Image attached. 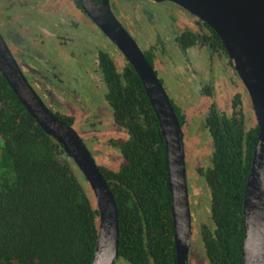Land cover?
Here are the masks:
<instances>
[{
    "label": "trees",
    "instance_id": "trees-1",
    "mask_svg": "<svg viewBox=\"0 0 264 264\" xmlns=\"http://www.w3.org/2000/svg\"><path fill=\"white\" fill-rule=\"evenodd\" d=\"M101 55L106 99L125 128L114 144L121 158H96L117 202L120 264H177L159 118L133 65L124 58L120 68L117 56ZM258 134L243 111L211 120L212 163L202 170L210 199L209 220L201 225L207 264L243 263L244 199ZM99 230L98 204L83 172L0 72V264H90Z\"/></svg>",
    "mask_w": 264,
    "mask_h": 264
},
{
    "label": "flooded vegetation",
    "instance_id": "flooded-vegetation-1",
    "mask_svg": "<svg viewBox=\"0 0 264 264\" xmlns=\"http://www.w3.org/2000/svg\"><path fill=\"white\" fill-rule=\"evenodd\" d=\"M62 1L67 10L55 16V13L45 11V7L53 6L55 0H0V32L28 81L56 115L79 132L95 158H119L111 152L117 151L114 144L121 140L125 128L116 121L107 102L106 82L100 70L101 52L113 53L115 49L110 44L114 43L86 12H82L83 8L77 7L75 0ZM130 1L134 3L132 17L128 20L131 26L125 21V10L122 20L127 28L120 21L122 25L136 39L162 83L167 80L179 95L185 88L195 96V102L191 104L187 96L182 97L184 106L171 99L178 108L176 111L184 133L194 222L196 215L202 213L203 202L205 207L210 206L202 170L212 163V118L217 113L231 116L243 111L248 127L250 122L257 123L256 114L226 47L223 49L217 43L206 22L169 0ZM110 4L117 8L118 4L113 0ZM76 10L80 11L79 16L73 14ZM13 20L20 24L16 25ZM88 25L94 29L91 34ZM20 27L39 36L36 45L22 35ZM65 47L70 48L68 55L63 53ZM117 51L126 58L119 48ZM222 81L228 85L230 93L220 86ZM241 98L242 104H237ZM198 139L200 145L195 142ZM99 145L108 148V152ZM190 165L200 181L201 199L194 197Z\"/></svg>",
    "mask_w": 264,
    "mask_h": 264
},
{
    "label": "water",
    "instance_id": "water-1",
    "mask_svg": "<svg viewBox=\"0 0 264 264\" xmlns=\"http://www.w3.org/2000/svg\"><path fill=\"white\" fill-rule=\"evenodd\" d=\"M79 1L136 69L159 118L169 160L177 264H190L193 217L184 133L176 108L138 42L113 12L110 0ZM169 1L182 6L218 33L251 97L259 134L245 191L242 264H264V0ZM0 72L28 112L74 159L93 189L100 213V230L90 264H116L120 257V226L110 185L79 132L57 116L28 81L1 32Z\"/></svg>",
    "mask_w": 264,
    "mask_h": 264
},
{
    "label": "rangeland",
    "instance_id": "rangeland-1",
    "mask_svg": "<svg viewBox=\"0 0 264 264\" xmlns=\"http://www.w3.org/2000/svg\"><path fill=\"white\" fill-rule=\"evenodd\" d=\"M23 1H25V0H23ZM113 1H114L115 4L116 3L118 4L116 9H115L116 6L114 7L113 4H111V5H112V8H113V11H114L115 15L117 16V18H119V21H122V23L125 25L126 28H127V24L129 26H131V21H128V20L131 19V17H132V14H133L132 9H133L134 3H132L130 0H113ZM64 6H65V4L63 3L62 0H55V4L53 6H50L49 5V6L45 7V11H48V12H51V13H55V16H58L60 12H63V11H66L67 10V8H65ZM43 7H44V5H43ZM43 7H41V9H43ZM123 10L126 11V15L125 16H127V18H126L127 20H125V21L127 22V24L122 20V19H125V16H123L124 15L123 14L124 13ZM176 10L177 11H180V9L178 7H176ZM79 12L80 11L76 10V11L73 12V14H77L78 13L76 16H79V14H80ZM13 21H14V23L16 25L18 23L20 24L19 21L18 22H15V20H13ZM93 30L94 29H92V27L88 28V33L91 34ZM20 31H21V33H22V35L24 37H26L30 41H33L35 43V45L38 42V40L40 39L37 34L33 33L32 31H30V30H28V29H26L24 27H20ZM69 31H73V30L72 29H69ZM102 45L103 46L104 45L106 46V44L104 42H102ZM110 46L115 49L114 51L112 50L113 51L112 54H114L115 56H117V58H118L117 64H118V66L120 68H122L125 65L124 57L119 52H117V49L118 48L116 47V45L110 44ZM69 49L70 48H66L65 47V50L63 51V53H65L66 55H68V53L70 51ZM75 54L78 57L80 56L77 51L75 52ZM64 64L67 67V59L64 61ZM163 81H164L163 83H164V86H165V88H166L169 96L171 97V99L174 101L175 104L177 103L180 106H184L186 104V103H184V100H183L184 96H187L188 97V103L189 104L195 102V96H193L191 93H189L188 92V89H185V88L181 89L182 90L181 91V95H179L178 92H175V89H174L175 86H172L171 83H169L167 80H163ZM220 86H223L224 87V90L227 91V94L230 93L229 87H228V85L226 83H224L222 81V83L220 84ZM220 86H219V88H220ZM223 99L224 100H227V97L224 96ZM251 124H252V122L248 123L249 126ZM196 141H197V144L198 145L201 144V140L200 139L195 140V142ZM99 147H103V149L106 152H108V148H106V147H104L102 145H99ZM111 154H118L119 155V153L117 151H112ZM120 158L121 157L119 156V158H116L115 160H118ZM191 159H192V157H191ZM104 162H107V161H104ZM190 176H191V185H192L193 190H194V197H195V199H197V198L201 199L203 197V195L201 194L202 193V189L200 187V181L196 177L195 171L193 170V168H192L191 165H190ZM206 208L207 207H205V204L203 202V205H202V213L200 215H196V218H195V221H194V225H195V229H194V232H193V241H194V243L191 246V250H190V260H189L190 261L189 262L190 264H207V262L205 260L206 259L205 250H204V246H203V242H202V238H201V228H202L201 225L203 224L204 221L209 220V215L207 213V209ZM118 261L116 262V264H120V261L119 262Z\"/></svg>",
    "mask_w": 264,
    "mask_h": 264
}]
</instances>
